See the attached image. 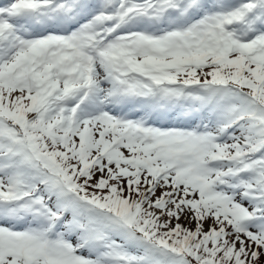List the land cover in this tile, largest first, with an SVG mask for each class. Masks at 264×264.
Here are the masks:
<instances>
[{
    "label": "snow or ice",
    "instance_id": "snow-or-ice-1",
    "mask_svg": "<svg viewBox=\"0 0 264 264\" xmlns=\"http://www.w3.org/2000/svg\"><path fill=\"white\" fill-rule=\"evenodd\" d=\"M0 264H264V0H0Z\"/></svg>",
    "mask_w": 264,
    "mask_h": 264
}]
</instances>
